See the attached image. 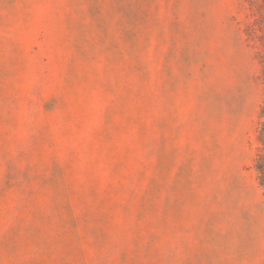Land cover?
<instances>
[{"label": "rangeland", "instance_id": "374dc122", "mask_svg": "<svg viewBox=\"0 0 264 264\" xmlns=\"http://www.w3.org/2000/svg\"><path fill=\"white\" fill-rule=\"evenodd\" d=\"M264 0H0V264H264Z\"/></svg>", "mask_w": 264, "mask_h": 264}, {"label": "trees", "instance_id": "16d2710c", "mask_svg": "<svg viewBox=\"0 0 264 264\" xmlns=\"http://www.w3.org/2000/svg\"><path fill=\"white\" fill-rule=\"evenodd\" d=\"M260 115L262 120L258 132H259V140L261 142V148L256 158L255 168L258 173V179L260 181V184L264 187V104L262 105Z\"/></svg>", "mask_w": 264, "mask_h": 264}]
</instances>
